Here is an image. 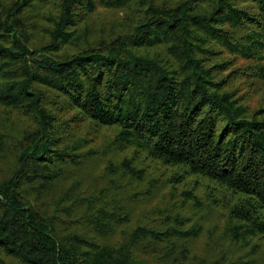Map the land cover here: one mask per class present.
Masks as SVG:
<instances>
[{"label":"trees","instance_id":"obj_1","mask_svg":"<svg viewBox=\"0 0 264 264\" xmlns=\"http://www.w3.org/2000/svg\"><path fill=\"white\" fill-rule=\"evenodd\" d=\"M0 264H264V0H0Z\"/></svg>","mask_w":264,"mask_h":264},{"label":"rangeland","instance_id":"obj_2","mask_svg":"<svg viewBox=\"0 0 264 264\" xmlns=\"http://www.w3.org/2000/svg\"><path fill=\"white\" fill-rule=\"evenodd\" d=\"M95 143H97V144H102L103 143V140L102 139H98V141L97 142H95ZM119 157H122L121 155L120 156H118L117 158H119ZM101 166H103V164H101ZM94 169V168H93ZM100 169H102V168H100ZM95 170H99L98 168H96ZM203 239H201L200 241H199V243L202 241Z\"/></svg>","mask_w":264,"mask_h":264}]
</instances>
